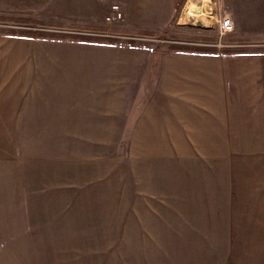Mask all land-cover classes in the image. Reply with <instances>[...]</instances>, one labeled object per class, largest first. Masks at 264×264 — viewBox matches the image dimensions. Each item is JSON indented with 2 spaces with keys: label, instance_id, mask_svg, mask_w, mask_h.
<instances>
[{
  "label": "crops",
  "instance_id": "crops-1",
  "mask_svg": "<svg viewBox=\"0 0 264 264\" xmlns=\"http://www.w3.org/2000/svg\"><path fill=\"white\" fill-rule=\"evenodd\" d=\"M188 1L76 0L72 21L155 34ZM213 5L233 42L264 45V0ZM95 39L0 33V264H89L58 258L57 223L95 208L116 264H264V199L240 197L237 152L222 150L264 143V51Z\"/></svg>",
  "mask_w": 264,
  "mask_h": 264
},
{
  "label": "rangeland",
  "instance_id": "rangeland-1",
  "mask_svg": "<svg viewBox=\"0 0 264 264\" xmlns=\"http://www.w3.org/2000/svg\"><path fill=\"white\" fill-rule=\"evenodd\" d=\"M72 1L75 2L76 0H50L39 11L25 14L0 11V33L28 35L29 32H34L45 38L57 39L60 37V39H69L79 38L80 36L95 38L94 35H87L86 33L88 31H98V33L110 34V36L99 35L103 38L115 39L121 43L129 41L126 38L112 37L111 34L115 32L112 30L90 29L74 23L72 21L75 17L73 10L75 12L76 7ZM78 1L80 2V0ZM214 1L217 2V0H189L181 15L180 13L175 15L167 28L160 33L142 34L121 31L115 33L117 35L139 34L148 36L150 37L149 40L139 41L137 44H142L149 49H156L158 52L172 50L171 47L173 46L184 50H191L194 47H209L216 48L219 51L223 48L264 51V45L261 47L250 46L253 44L251 42H244L242 43L243 46H223L220 48L212 46L218 40L223 44H237L233 42L235 37L232 33L220 36L218 29L219 11L214 9ZM113 4L116 3L111 2L110 7ZM109 14L110 10L104 15L103 19ZM16 15L29 16L30 20L23 22L11 19ZM114 22L117 21L108 23ZM222 150L225 153L237 152L238 169L243 176L240 178L241 188L243 189L240 197L264 199V143L222 144ZM247 184H250V186ZM101 215V208L98 211L95 208L94 219L82 222H58V258L63 260V258L67 259L70 256L79 255L88 258L89 264H107L108 260L116 264L118 261L114 253L117 254L118 252L119 239L117 237L105 238L101 236L103 230V224L100 220Z\"/></svg>",
  "mask_w": 264,
  "mask_h": 264
},
{
  "label": "built area",
  "instance_id": "built-area-1",
  "mask_svg": "<svg viewBox=\"0 0 264 264\" xmlns=\"http://www.w3.org/2000/svg\"><path fill=\"white\" fill-rule=\"evenodd\" d=\"M122 19V13L119 10L118 5L113 4L110 7V14L105 17V20L107 22H112V21H118ZM218 29H219V34L220 36L225 35V34H230L233 32V22L228 14H220L218 17ZM87 35H94L93 37L97 38V36L102 35V36H110L108 33H98V31H88L86 33ZM112 37L115 38H123L127 39L129 41L133 42H139V41H144V40H149L150 37L145 36V35H139V34H124V35H117L115 32L111 34ZM102 36H99L98 38H103ZM238 44H223L218 40L216 43H213L212 46L214 47H223V46H237ZM241 45V44H239Z\"/></svg>",
  "mask_w": 264,
  "mask_h": 264
},
{
  "label": "trees",
  "instance_id": "trees-1",
  "mask_svg": "<svg viewBox=\"0 0 264 264\" xmlns=\"http://www.w3.org/2000/svg\"><path fill=\"white\" fill-rule=\"evenodd\" d=\"M30 17L29 16H19V15H16V16H13V17H11V19H13V20H17V21H23V22H27L28 20H30L29 19ZM30 33V35H32V36H38V34H36V33H34V32H29ZM28 33V34H29ZM79 38H81V39H95V38H91V37H86V36H80ZM102 39V38H101ZM95 40H97V39H95ZM99 40V39H98ZM102 40H109V41H111V39H108V38H103ZM172 48V50L173 49H179L178 47H171ZM182 48V47H181ZM179 50H184V49H179ZM191 50H196V51H218V49H216V48H209V47H194V48H192ZM219 52H221L222 54H228V53H230L231 52V50H229V49H221Z\"/></svg>",
  "mask_w": 264,
  "mask_h": 264
}]
</instances>
